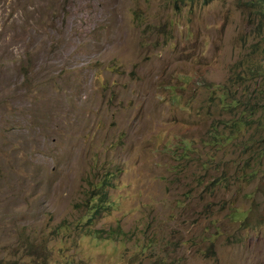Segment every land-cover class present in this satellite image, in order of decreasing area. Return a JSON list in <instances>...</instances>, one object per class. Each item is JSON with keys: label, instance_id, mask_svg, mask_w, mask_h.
<instances>
[{"label": "rangeland", "instance_id": "374dc122", "mask_svg": "<svg viewBox=\"0 0 264 264\" xmlns=\"http://www.w3.org/2000/svg\"><path fill=\"white\" fill-rule=\"evenodd\" d=\"M249 19L244 0H0V264L60 245L70 264H264V153L210 133L235 116L215 87ZM261 85L236 95L264 150ZM99 180L90 226L115 235L94 241L74 226Z\"/></svg>", "mask_w": 264, "mask_h": 264}, {"label": "trees", "instance_id": "16d2710c", "mask_svg": "<svg viewBox=\"0 0 264 264\" xmlns=\"http://www.w3.org/2000/svg\"><path fill=\"white\" fill-rule=\"evenodd\" d=\"M189 1L191 3H198L199 1L205 2L206 0ZM244 2L246 4L247 12L250 15V19L248 20L249 27L247 39L252 34L253 40L247 46V54L239 59L240 62H234L231 67L233 72L229 76L228 81L218 84L215 87L218 91V104L221 109L226 110L227 113L235 114V116L232 119L222 120L224 126L227 127L226 131L223 130L220 132V130H217L216 125H214L215 128L210 130V133L215 137L219 136L218 139L214 140H218L220 144H225L227 143L225 141L232 140V135L238 137L247 133L250 135L248 138L250 142L244 144L246 149L251 150V153L255 156L261 157L264 150L258 146L260 141H256L255 138L253 139L256 132L252 131L251 133H248V128L251 127L250 122L253 120V111L259 102L257 99L245 98V96L241 99L236 95V91L239 85L243 84L245 85L244 89H247L249 85H251V83L254 84L256 80L262 84L259 89L260 95L264 94V82L258 80V77H262L261 80L264 81V0H244ZM244 39L246 40L245 37ZM255 52H258L257 56H255ZM234 85H236V88ZM250 95L254 96L252 93H250ZM257 97H259V95ZM256 119L260 120V117L258 116ZM259 127H264V124L259 123L258 128ZM185 144L187 147L188 143ZM254 145H256L255 148H253ZM182 153L185 154L184 152ZM226 176L225 172L221 175L222 178H225ZM104 183L105 180H99L93 184L92 190L88 193L87 201L83 208L84 210L75 220L74 227L77 229L78 233H81L82 236L88 235L94 241L100 239H114L113 235H115H110L109 231L105 228L90 226V224L99 216V213L104 210L106 206L111 205L109 200H107L104 195H101ZM70 230L71 226L68 223H59L56 226V233H60L61 239H63ZM36 248L44 249L45 246L40 242L36 245ZM46 249L48 253L52 252L51 245ZM56 249L57 254L65 261L57 264H70L72 260L68 259V256L64 253V246L60 245Z\"/></svg>", "mask_w": 264, "mask_h": 264}]
</instances>
